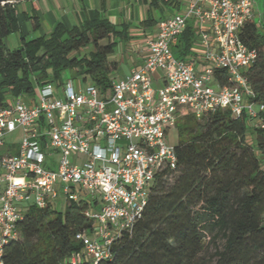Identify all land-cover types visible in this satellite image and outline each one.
<instances>
[{"label": "built area", "instance_id": "built-area-1", "mask_svg": "<svg viewBox=\"0 0 264 264\" xmlns=\"http://www.w3.org/2000/svg\"><path fill=\"white\" fill-rule=\"evenodd\" d=\"M254 5L255 0H188L183 12L159 18L142 67L115 79L109 91L92 83L76 90L72 82H48L0 106V256L19 235L23 211L53 206L58 189L66 200H78L85 191L95 201L87 210L93 235L76 238L91 261L108 256L115 233L131 228L144 211L157 171L175 167L170 134L184 111L197 117L220 108L235 117L246 111L251 125L264 127V103L252 101L255 93L243 74L258 57L240 36L254 19ZM193 20L202 57L177 58L173 46ZM217 68L228 71L229 84H218ZM155 78L162 80L157 88ZM18 128L24 139L15 154L5 136ZM54 151L61 155L58 162ZM23 201L30 205L22 209Z\"/></svg>", "mask_w": 264, "mask_h": 264}, {"label": "trees", "instance_id": "trees-1", "mask_svg": "<svg viewBox=\"0 0 264 264\" xmlns=\"http://www.w3.org/2000/svg\"><path fill=\"white\" fill-rule=\"evenodd\" d=\"M159 1L150 5H178ZM106 11L107 0H102L93 18L71 27L60 22L51 33L33 38L21 32V46L10 48L5 40L20 32V12L14 2L0 4V106L48 82L64 85L66 72L109 91L118 64L111 55L126 34ZM23 16L33 30L40 28L35 12ZM148 20L154 22L151 14ZM194 33L188 24L174 49L176 57L190 51ZM240 36L258 52L243 74L255 93L252 101L264 103V32L252 19ZM215 79L221 86L230 83L226 69H215ZM259 114L264 121V111ZM251 120L246 111L235 117L227 108L201 117L181 113L175 167L161 166L141 216L131 228L115 233L109 255L97 263L85 256L76 238L94 233L87 210L95 201L80 195L68 200L63 211L52 205L23 211L20 233L5 245L0 264H264V127ZM74 255L80 262H72Z\"/></svg>", "mask_w": 264, "mask_h": 264}, {"label": "crops", "instance_id": "crops-1", "mask_svg": "<svg viewBox=\"0 0 264 264\" xmlns=\"http://www.w3.org/2000/svg\"><path fill=\"white\" fill-rule=\"evenodd\" d=\"M152 1L153 0H107V11L105 14L119 30L125 31L126 34L124 39L119 40L117 44L118 50L114 52L112 60L118 63L117 68L121 63L126 64L130 68L127 74L117 77L116 79L125 78L133 70L142 67L147 55V40L155 34L157 20L163 17L162 15L168 13L170 9L167 6H164V9L158 8L160 10V16L154 17L153 12L154 9L156 10L157 8L150 5ZM187 1L188 0H176L178 5L175 3V8L173 9L176 12H183L186 8ZM159 2L162 6L164 5L162 0ZM14 3H16L20 12L19 21L21 30L18 33H20L21 37V32L28 34L32 29V23L24 19V12H35L39 16L41 26L37 31L39 35H43L51 33L60 22L64 23L67 27H71L88 18H93L95 12L100 10L102 0H28ZM150 7L153 9L152 13L149 11ZM149 14L153 16L154 22L150 20L145 21V19L149 17ZM256 16L257 14L254 11L255 20ZM189 24L193 26L195 31V39L190 51L180 57V59L184 60H189L191 56L200 58L203 53L200 44L197 42L198 24L194 20ZM6 45L8 46L7 42ZM176 45L173 46V51ZM161 84L162 80L155 78L154 86L157 88L161 86ZM216 87L219 86L217 85ZM84 196L86 197V195Z\"/></svg>", "mask_w": 264, "mask_h": 264}, {"label": "rangeland", "instance_id": "rangeland-1", "mask_svg": "<svg viewBox=\"0 0 264 264\" xmlns=\"http://www.w3.org/2000/svg\"><path fill=\"white\" fill-rule=\"evenodd\" d=\"M173 8H175V4L173 6H171V8L169 10H171L172 12H176ZM169 10H168V12H170ZM254 11L257 14L256 21H257L258 25L261 27V30L264 32V0H256V5L254 8ZM159 14H160V10L154 9L153 16L154 17L160 16ZM36 36H39V32L37 30L35 31L33 29H31V32H29L27 34V38H33ZM20 39H21L20 33L14 32V33H11L6 38L5 41L7 42L8 46H10V48H19L21 46ZM117 50H118V45H116V47H115V51H117ZM113 55H114V53L111 55V58L113 57ZM129 71H130V68L126 64L121 63L120 66L118 68L114 69L111 74H112V76L117 78V77H121V76L127 74ZM63 82L64 83H71L72 82L75 89L78 90L79 88L89 84L90 80L88 79L87 81H82L81 78H74L70 72H66V73H64V76H63ZM256 108L259 109V105H256ZM23 139H24V131L22 128H18L14 132L9 133L5 136L6 145L11 147L13 150V153H15V154L19 151ZM170 140H171V142L176 143V141H177V130H173L171 132ZM54 153H55V160L58 162L61 155L59 153H57L56 151H54ZM58 185H57V188L58 187L60 188L61 183H59ZM58 191H59V195H58L57 199L55 200V204L53 206L55 208H57L58 210L63 211L66 208L68 200H66V197L63 195V193L60 189H58ZM80 194L83 196L86 195L87 198H90V196L87 195V193L85 191H81ZM19 205L22 207V209H24V208H27L30 205V203L23 201V202H20Z\"/></svg>", "mask_w": 264, "mask_h": 264}, {"label": "water", "instance_id": "water-1", "mask_svg": "<svg viewBox=\"0 0 264 264\" xmlns=\"http://www.w3.org/2000/svg\"><path fill=\"white\" fill-rule=\"evenodd\" d=\"M20 1H28V0H0V4L20 2ZM41 57H42V55H40L39 58H41Z\"/></svg>", "mask_w": 264, "mask_h": 264}]
</instances>
